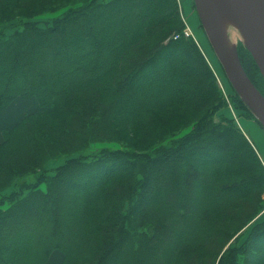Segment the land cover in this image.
Masks as SVG:
<instances>
[{"label":"trees","instance_id":"1","mask_svg":"<svg viewBox=\"0 0 264 264\" xmlns=\"http://www.w3.org/2000/svg\"><path fill=\"white\" fill-rule=\"evenodd\" d=\"M181 14L178 0H0V113L38 106L0 139V264H264V166L223 111L262 127Z\"/></svg>","mask_w":264,"mask_h":264},{"label":"water","instance_id":"2","mask_svg":"<svg viewBox=\"0 0 264 264\" xmlns=\"http://www.w3.org/2000/svg\"><path fill=\"white\" fill-rule=\"evenodd\" d=\"M200 24L225 76L240 99L251 109L264 131V97L247 78L237 48L229 50L219 29V13L231 14L252 43L251 53L264 77V0H193Z\"/></svg>","mask_w":264,"mask_h":264},{"label":"rangeland","instance_id":"3","mask_svg":"<svg viewBox=\"0 0 264 264\" xmlns=\"http://www.w3.org/2000/svg\"><path fill=\"white\" fill-rule=\"evenodd\" d=\"M178 1H179V5L181 8V12L183 13V17H184L183 21H184L185 28L187 26L190 28V31L192 33V37H194L195 38L194 40H196L199 43L201 49L204 51V53H205L207 59L209 60L211 66L215 70L219 85L221 87L223 85V89H224V92L226 93V95L231 96L233 94V88L229 84V82L225 76L224 70H223L222 66L220 65L219 61L217 60V58H216V56L212 50V47L208 41V38L206 37V34H205L201 24H200L199 18L197 16V13H196V10H195L194 4H193V0H178ZM53 4H57V3H53ZM62 12H63V10H60V11L55 12V13L43 15L36 20L39 21L40 24H42L43 22L48 21V20L52 19L53 17L60 15ZM225 35H227V37L229 38V41L233 47L237 48L238 43L241 42L244 44V42H245L243 32L237 26L236 27L232 26L231 23L230 24L227 23ZM34 105L36 108L38 107L36 104H34ZM28 111L30 112V109H29L28 104H27V105L23 106L22 108H20L19 112L12 117V119L9 121L8 124H11V121L13 119H15L16 117L18 118L19 115H21L25 112L27 113ZM7 112H5V113H7ZM223 112L226 115L233 118L236 121V123H238V125L240 126L242 131L248 136L249 140L253 144V146H254L255 150L257 151V153H258V155L262 161V164L264 166V131L260 128V126L255 121L245 117L243 111H241V110H235V109H233V107L229 106ZM8 126L5 127L4 130H6L8 128ZM92 148L105 150V149H113V148L117 149L119 147H117L114 144L103 143V144L95 145ZM57 155H60V154H57ZM59 164H62V162L61 161H56V162L54 161V162H51L49 166H51L50 168H53V167L58 166ZM41 188L43 189L44 185H42ZM263 212H264V210L262 211V213ZM32 221H30V222L32 223Z\"/></svg>","mask_w":264,"mask_h":264},{"label":"crops","instance_id":"4","mask_svg":"<svg viewBox=\"0 0 264 264\" xmlns=\"http://www.w3.org/2000/svg\"><path fill=\"white\" fill-rule=\"evenodd\" d=\"M27 104H28V107L30 109V112L35 110L36 107L34 104H36V103H34L33 100H26V101L17 100V101H15V103H13V105H11V107H9L11 110L8 108L7 109V111L9 110L8 112L4 111V112L0 113V123H1L0 124V139H1L4 131L10 129L24 114H26V112H25V113L19 115L18 118L16 117L15 119H13L11 121V124H8L9 121L12 119V117L19 112L20 108H22L23 106H25ZM5 112H7V113H5ZM30 112L28 111L27 113H30ZM7 126H8V128L6 130H4L5 127H7ZM46 264H58V256L56 255V253L53 254L49 258V260Z\"/></svg>","mask_w":264,"mask_h":264},{"label":"bare ground","instance_id":"5","mask_svg":"<svg viewBox=\"0 0 264 264\" xmlns=\"http://www.w3.org/2000/svg\"><path fill=\"white\" fill-rule=\"evenodd\" d=\"M227 23H229V24L231 23V25L234 26V27L237 26L243 32V36H244L245 43L251 49L254 50L252 43L249 42L246 39V37H247L246 32L244 31L243 28H241V26L239 25L238 21L231 14H228L225 11H221L219 13V29H220L222 35L224 36L225 44L228 47V49L229 50H232L233 49V46L231 45V43H230L229 38L227 37V35H225V30H226Z\"/></svg>","mask_w":264,"mask_h":264},{"label":"built area","instance_id":"6","mask_svg":"<svg viewBox=\"0 0 264 264\" xmlns=\"http://www.w3.org/2000/svg\"><path fill=\"white\" fill-rule=\"evenodd\" d=\"M183 34L185 37H189L191 35V32L188 28H186L184 31H183ZM179 36L178 35H174L173 38L174 39H177Z\"/></svg>","mask_w":264,"mask_h":264}]
</instances>
